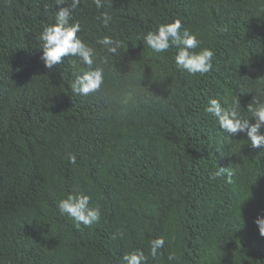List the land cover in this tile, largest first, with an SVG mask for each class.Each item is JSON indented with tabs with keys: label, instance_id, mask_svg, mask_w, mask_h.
<instances>
[{
	"label": "trees",
	"instance_id": "16d2710c",
	"mask_svg": "<svg viewBox=\"0 0 264 264\" xmlns=\"http://www.w3.org/2000/svg\"><path fill=\"white\" fill-rule=\"evenodd\" d=\"M57 10L0 0V264H123L133 250L147 264H264V148L204 112L216 97L239 100L248 117L252 96L264 99V0H81L70 22L106 60L88 96L71 91L87 70L75 57L52 70L40 60L37 35ZM104 11L108 27L96 19ZM174 19L214 52L210 72L190 75L176 47L155 53L138 39ZM105 35L122 42L119 57L96 43ZM218 166L232 183L214 176ZM80 193L100 206L98 223L59 213V200Z\"/></svg>",
	"mask_w": 264,
	"mask_h": 264
},
{
	"label": "clouds",
	"instance_id": "9594fccd",
	"mask_svg": "<svg viewBox=\"0 0 264 264\" xmlns=\"http://www.w3.org/2000/svg\"><path fill=\"white\" fill-rule=\"evenodd\" d=\"M59 10L55 13L54 21L45 24L38 33L41 50L40 60L44 67L52 70L63 63L65 57H75L77 61L86 67V71L74 73V79L70 83L73 94L88 96L101 90L105 83L104 69L98 66V62H106L98 56L96 49L89 46L79 35L80 24L72 21L73 12L80 6L81 0H54ZM97 9L110 4L111 0H92ZM96 19L105 26L112 22L113 17L104 11ZM144 45L155 53L166 52L170 47H176L174 56L176 67L186 70L190 75L206 74L212 70L214 52L209 48H202L201 41L189 29L182 27L179 19L158 25L155 31H148L140 36ZM96 43L106 49L113 57L120 56L123 45L118 39L105 35L98 38ZM199 49V51H197ZM74 63V62H70ZM133 91L126 90L123 103L128 105L133 99ZM240 101L210 97L204 108L206 115L213 117L217 125L226 133H246L247 140L253 149L264 148V99L253 95L247 105L248 117L240 115ZM254 121V122H253ZM69 162L76 163L74 155L69 156ZM227 182L232 183L233 171L228 167H217L215 177L225 176ZM92 197L88 194H68L66 198L58 201L57 208L61 215L71 217L78 224L91 226L101 219L99 205H91ZM255 223L258 225L260 235L264 236V216H257ZM165 238L157 237L150 241L149 254L155 259L159 250L164 247ZM148 257L143 250L126 252L122 256L123 264H147ZM174 253L168 255L169 261L177 260Z\"/></svg>",
	"mask_w": 264,
	"mask_h": 264
}]
</instances>
